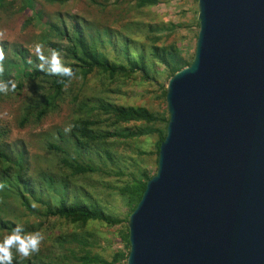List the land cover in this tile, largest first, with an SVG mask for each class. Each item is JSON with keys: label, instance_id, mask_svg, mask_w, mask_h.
<instances>
[{"label": "water", "instance_id": "95a60500", "mask_svg": "<svg viewBox=\"0 0 264 264\" xmlns=\"http://www.w3.org/2000/svg\"><path fill=\"white\" fill-rule=\"evenodd\" d=\"M126 264H264V0H197Z\"/></svg>", "mask_w": 264, "mask_h": 264}, {"label": "trees", "instance_id": "16d2710c", "mask_svg": "<svg viewBox=\"0 0 264 264\" xmlns=\"http://www.w3.org/2000/svg\"><path fill=\"white\" fill-rule=\"evenodd\" d=\"M8 1L0 0V8H4ZM34 1L20 0L19 10L30 9L33 15L25 25L40 18V13L34 9ZM157 2L136 0L135 4L143 8ZM69 20V23L64 19L58 23L45 21L43 26L50 34L43 35L42 42L47 49L59 50L64 60L71 62L76 73L71 80L40 71L39 61L24 46L13 44L9 55L6 43H0L5 52V71L0 79L15 80V91L28 89L20 126L40 122L66 101L77 105L83 114L72 121L70 132L58 130V140L46 143V148L58 160L57 170H41L35 176L29 174L25 149L10 148V144L2 139L7 130L0 126V185H3L0 188V239L15 223L23 224L25 232L41 231L44 234L38 253L20 260L14 252L13 264H126L128 231L123 235L127 251L117 250L106 259L92 251L96 233L87 228L92 222L115 226L123 220L106 212L96 202H89L72 182L77 175L110 173L107 164H114L117 155L112 144L120 139L156 134L157 164L160 142L166 134L168 112H154L144 106H124L102 98L91 103V98H80V93L91 76L100 81H118L119 77L138 73L155 81L162 72L169 80L175 72L191 63L194 51L186 57L177 40H163L151 26L148 27L150 42L142 43L127 33L115 32L111 27L93 28L76 15L70 16ZM76 79L81 80L78 85ZM60 80H64L68 87L59 83ZM162 93L165 98L166 87ZM155 171L149 173L146 168H140L118 188L128 214L134 210L147 180ZM116 173L122 174V171ZM34 202L36 207H33ZM75 248L79 252H74ZM69 251L72 256L67 253Z\"/></svg>", "mask_w": 264, "mask_h": 264}, {"label": "rangeland", "instance_id": "374dc122", "mask_svg": "<svg viewBox=\"0 0 264 264\" xmlns=\"http://www.w3.org/2000/svg\"><path fill=\"white\" fill-rule=\"evenodd\" d=\"M135 3L136 0H35L33 6L40 13V18L25 25L26 20L33 17L31 10L20 11V0H10L5 3L4 8H0V32L4 33L0 43H6V53L9 55L13 44H20L29 50L36 43L43 44L42 36L50 34L43 26L45 21L58 23L64 19L69 23V17L76 15L93 28L111 27L115 32L127 33L142 43L150 42L148 27L151 26L156 30L154 33L162 36L163 40H177L182 54L186 57L193 54L198 32L197 0H158L156 4L143 8L136 7ZM44 50L48 54L45 45ZM13 74L16 76V73ZM148 78L136 73L129 77H119L118 81H100L91 76L83 85L80 98H91V103L102 98L124 106H144L154 112H166L162 93L168 82L166 75L161 72L155 81ZM75 81L77 85L81 82L78 79ZM27 90L25 88L22 91H9L7 95L1 94L0 126L7 130L2 139L10 144V148L25 149L29 174L35 176L41 170H57L58 160L46 148V143L58 140V130L68 133L65 132V127L83 114L77 105L66 101L40 122H29L20 126ZM156 141V134L116 140L112 144V149L117 153L116 161L114 164H107L110 173L77 175L72 182L82 193L80 195L87 196L89 202H96L106 212L123 220L115 226L95 222L87 226L96 233L92 251L106 259H110L117 250L127 251L123 235L128 231V207L118 188L125 185L140 168H146L149 173L155 171ZM119 170L122 174L117 175ZM73 251L79 252L76 248ZM67 253L71 255L70 251Z\"/></svg>", "mask_w": 264, "mask_h": 264}, {"label": "clouds", "instance_id": "9594fccd", "mask_svg": "<svg viewBox=\"0 0 264 264\" xmlns=\"http://www.w3.org/2000/svg\"><path fill=\"white\" fill-rule=\"evenodd\" d=\"M3 35L4 33L0 32V38ZM29 50L39 61L40 71H46L49 75L58 77H68L69 80L75 78L76 73L71 66V62H66L59 50L48 49V54H46L44 45L41 43H36L34 48ZM4 60L5 52L3 48H0V76H3L5 71ZM59 83L63 84L65 88L68 87L64 80H60ZM16 88L17 83L15 80L0 79V93L7 95L9 91L14 92ZM72 127V125L66 126L65 132H70ZM2 187L3 185H0V188ZM36 206L34 202L33 207ZM44 239V234L41 231L25 232L23 224L15 223L11 231L0 239V264H13L14 252L18 254L20 260L31 258L33 254L40 251Z\"/></svg>", "mask_w": 264, "mask_h": 264}]
</instances>
